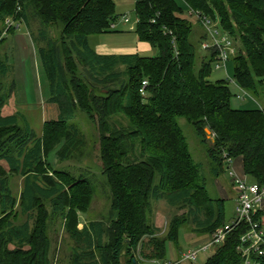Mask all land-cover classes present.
<instances>
[{
  "label": "trees",
  "instance_id": "1",
  "mask_svg": "<svg viewBox=\"0 0 264 264\" xmlns=\"http://www.w3.org/2000/svg\"><path fill=\"white\" fill-rule=\"evenodd\" d=\"M183 1L218 22L235 41L238 39L237 52L230 58L234 80L242 90L258 95L257 87L264 85V0ZM182 11L175 0L137 1L135 33L157 54L105 56L95 52L89 39L111 31L117 16L113 0H0L1 24L7 17L23 21L28 27L30 17L38 20L40 29L34 40L47 41L38 49L51 93L48 102L57 109L56 119L43 122L41 139L20 110L8 118L18 117L20 125L0 124V161H7L10 171L15 172L20 167L19 159L27 155L23 162L30 164L25 167L32 171L31 164L34 168L41 164L40 153L61 141L59 161L74 159L85 146L84 133L74 118L83 115L98 124L99 158L110 192L106 264L163 262L167 244L180 249L181 229L190 226L188 230L197 236H210L234 217L226 223L224 200L213 198L201 181L199 167L176 118H185L206 145L212 176L218 177L224 164L230 168L227 158L241 157L248 181L264 185V107H258V103L251 109L231 106L236 91L231 92L227 79L210 80L216 52L210 48L202 56L197 54L191 41L193 25L175 15ZM48 26H60L58 40L47 38ZM14 29L12 25L7 32ZM3 32L0 28V45ZM198 39L201 45L206 39L204 30ZM12 70L0 49V121L1 109L15 92L13 77L3 82ZM144 80L147 85L142 95L139 90ZM116 115L127 119L124 130L110 123ZM206 128L212 137L207 138ZM32 144L37 146V157L27 154ZM55 173L60 181H66L68 189L61 192V185L54 183L58 195L46 197L51 215L46 211L47 200L40 202L39 193L31 195L28 208L19 204L23 213L30 211L31 228L13 225L18 217L14 211L16 200L8 181L0 176V264H48L50 238L46 227L50 218L61 216L66 231L80 238L74 228L77 213L84 211V201L94 187L85 175ZM31 180L32 177L25 179L24 187L37 190ZM153 199H163L176 207L189 205L190 211L184 217L174 216L167 231L159 236L152 221ZM257 220L264 225L262 214ZM246 229L242 225L228 232L204 264H243L237 246ZM21 244L27 248L22 249ZM9 245L14 247L10 249ZM76 261L75 256L73 262Z\"/></svg>",
  "mask_w": 264,
  "mask_h": 264
},
{
  "label": "rangeland",
  "instance_id": "2",
  "mask_svg": "<svg viewBox=\"0 0 264 264\" xmlns=\"http://www.w3.org/2000/svg\"><path fill=\"white\" fill-rule=\"evenodd\" d=\"M175 1L182 6L183 10L186 9L187 6H184L182 0ZM121 12L123 11L117 8L116 13L122 14ZM130 18L132 19V22H135V13H132V11ZM216 19L219 21L218 16H216ZM7 20L9 21L7 22ZM29 22L30 27L24 24L23 21H14L12 17H7L2 24L0 23V28L4 30V41L0 45L1 54L2 56H4V54L7 56L8 65L13 69L12 73L10 72L11 74H8L4 78L3 82L5 84L8 83L12 77L16 76L15 72L17 73L18 71L20 76L19 79H17V88L21 93L19 100L22 101H19L21 102L19 104L17 98L14 99V96L10 98L8 103L1 109L2 120L0 121V124L1 126H10L14 123L20 125L21 120H19L18 117L8 119L20 110L28 118L30 126L36 132L37 137L41 139L43 136V122L56 119L57 109L54 104L48 102L51 93L38 49L39 46L44 47L47 41L45 39L38 40L37 42L34 40V37L37 38L38 36L40 25L38 20L32 17L29 18ZM12 25H15V29L7 32L8 27H11ZM60 29V26L46 27L47 38L50 40H58ZM200 33L201 27L193 25L191 41L197 47V54L202 56L204 55V51L202 50L198 39ZM26 34H28V36H26ZM136 38L137 37L134 33L125 35L107 33L100 36H92L89 41L93 46L99 41L100 44L108 47L109 51H112L113 54H117L133 51L138 42ZM236 41V45L238 46V39ZM120 48H123L124 50L122 52L115 50ZM137 52L140 56L149 57L157 54V50L154 48L144 52ZM198 64L199 63H197V65ZM120 69H124V66H121ZM215 77L226 78L231 92L235 93V90L237 91L238 86L234 80V64L232 59L228 60L225 66L220 65V69L218 70L212 68L210 79H214ZM257 89L258 95L246 91V96H244V92H240V98L233 96L231 100L233 106L241 107L242 109H251L257 108L256 103H258V107H264V85L257 87ZM48 96L49 98L47 99ZM74 121L78 124L85 136V146L82 149V154H78L77 157L71 160L59 161L57 151L63 144V141H61L58 145L54 146L53 149H49L46 153L43 151L40 153L41 164L37 168H34L31 164L32 171L25 167V165L28 166L30 164H25L23 162L27 155H25V158L22 156L19 159L20 167L18 168V171L15 172L10 171V165L7 161L1 160L0 176H3V178L8 181L12 196L16 200L14 211L18 212V217L13 225L16 227L27 225L28 228H31L33 218L29 216L30 211L23 213L22 208L19 206L21 202L23 203V206L28 208L31 204L29 201L31 195L34 192L39 193L41 198L40 202L43 201L45 203V200H47L45 203L47 208L46 211L48 212V215H51V209L48 205L50 202L47 198L57 196L58 194H56V191L58 192V189L61 190V192L68 189L66 181H60L55 173L56 171H68L72 176H87L92 182L94 191H92V194L90 193L84 201L86 204L84 211L77 213V223L74 228L80 232V238L72 237L66 231L65 222L61 216H59V218L55 217L54 219L48 217L50 218L47 220L46 227V232L50 238L48 264H106V248L109 243L106 230L110 224V192L105 177L102 175L103 166L99 158L100 129L98 124L87 120L83 115L75 117ZM176 121L182 135L187 141L190 154L199 167L201 181L204 182L209 194L213 198H222L224 200V218L226 223L230 222L234 215L236 191L234 190V186L230 184L231 181L228 173L229 168L224 164L223 170L219 176H212L210 173L209 158L206 153V145L199 141L192 125L187 122L185 118L178 117L176 118ZM110 123L114 124L116 128L118 127L123 130L128 126L127 119L122 115L111 117ZM209 135L210 134L206 135L207 138L210 137ZM36 147L35 144H32L29 147V152L27 154L33 155L34 153V156L37 157L39 153H36ZM135 149L138 150L137 147H135ZM135 152L137 153V151ZM130 158L132 157L130 156ZM232 165L234 166L235 163L233 162ZM28 177H32L31 181H33L35 185L37 184L39 187L36 186L37 190L32 189V187L29 186L26 188L24 187L25 179ZM45 182L48 185H46ZM56 182L61 185L58 189L54 186V183ZM50 184L53 187H50ZM151 207L152 221L159 229V236H162L167 231L168 223L174 216L184 217L190 211L189 205L176 207L163 199H153ZM34 214L35 212L33 211L32 215ZM188 228L191 227L189 226ZM188 228L184 230L181 229L179 232L178 245L183 252L201 244L204 240L203 238H209L208 235L197 236L195 233L188 230ZM195 237H201V239ZM8 247L12 249L14 245H9ZM20 247L22 249L27 248L24 244H21ZM214 251L215 248L211 247L206 251L199 252L196 261L183 260L180 264H204L206 259L210 257ZM75 256L77 257V261L73 262ZM181 258L182 255L178 253L176 246L173 244H167L166 259L163 263L166 262L173 264V262ZM144 264L158 263H150L149 260H146ZM159 264H162V262Z\"/></svg>",
  "mask_w": 264,
  "mask_h": 264
},
{
  "label": "built area",
  "instance_id": "3",
  "mask_svg": "<svg viewBox=\"0 0 264 264\" xmlns=\"http://www.w3.org/2000/svg\"><path fill=\"white\" fill-rule=\"evenodd\" d=\"M187 16L194 17L206 32V39L201 42L202 50L206 51L212 48L216 52L213 69L218 70L220 69V65L225 66L227 61L236 54L237 42L218 26V22L211 21L201 12L188 7ZM146 85L147 82L144 80L139 90L142 95H145L144 87ZM240 92H244V96H246V91L238 86L236 91L237 98H240ZM209 136L212 137L213 135L210 133ZM226 162L230 165L232 160L227 158ZM231 176L233 177L232 184L236 191L232 221L217 228L201 244L190 248L186 252H182V258L179 261L173 262V264H177L183 260L196 261L199 252L206 251L211 247L215 248L217 245L223 243L228 232L242 225H245L247 229L240 236L237 251L243 258V264H261V259L264 258V225L257 218L259 214L264 216V185L261 186L248 181L246 178L239 177L234 171L231 172ZM162 264L169 263L164 262Z\"/></svg>",
  "mask_w": 264,
  "mask_h": 264
},
{
  "label": "crops",
  "instance_id": "4",
  "mask_svg": "<svg viewBox=\"0 0 264 264\" xmlns=\"http://www.w3.org/2000/svg\"><path fill=\"white\" fill-rule=\"evenodd\" d=\"M137 1H139V0H113V3L115 5V13H116L117 8L119 10H122L123 12H121L122 14H117L116 13L117 16L112 21L111 26H110L111 31L108 32V33H116V34H120V35L134 33L135 36L137 37L136 33L134 32L135 31V22H137V19L135 20V22L134 21L132 22V19L130 18L131 17V11H132V13L134 12V5H135V3ZM183 3H184V6L185 7L187 6L186 9L183 10L182 12H176L175 15L177 17H179V18H182V19H185V20L189 21L192 25L200 26L201 27V30H204V28L201 26V24L198 21H196L194 17L187 16V8L189 6L186 5V3L184 1H183ZM130 9H131V11H130ZM135 18H136V16H135ZM103 34H107V33H103ZM103 34H100V35H103ZM26 36H28V34H26ZM136 39L138 40V42L136 44V47H135V49H133V51H131L129 53H117V54H113L112 51H109L108 47L100 44L99 41L96 44H94V46L93 45H91V46H93V49L95 50V52L97 54L105 55V56H108V55H126V54H138L139 55V53L137 51L144 52V51L149 50V49L152 48L149 43H147L145 41H140L138 39V37ZM15 45H16V43H15ZM115 50L122 52L124 49L123 48H120V49H115ZM203 51H205V50H203ZM15 75L16 76L13 77L14 78V82H15V92H14V95L13 96H14V99L17 98V102L20 104L22 102L21 100H19L21 93H20L19 89L17 88V84H18V80L17 79H19V76H20L19 75V72L18 71H17V73L15 72ZM217 79H221V78L215 77L214 79H210V80H217ZM48 98H49V96L47 97V99ZM231 100H232V98H231ZM19 101H21V102H19ZM231 106L233 108H241V107H235V106H233L232 101H231ZM238 161H239V163H238ZM233 162L235 163L234 166L232 165ZM233 171H234V173L237 176L243 177V178H246L247 180H249L247 178V176L243 172V163H242V158L241 157H238L236 159H233L232 162H231L230 168L228 169V173H229L230 181H231L230 184L232 186H233V184H232L233 177L231 176V172H233ZM195 238L201 239V237H195ZM203 239H204L203 241L206 240L205 238H203ZM182 252L183 251H181V249L178 250V253L179 254H181ZM145 261L146 260H142L140 264H144ZM149 262L150 263H158V264L160 263V261H156V260H153V261L152 260H149Z\"/></svg>",
  "mask_w": 264,
  "mask_h": 264
},
{
  "label": "water",
  "instance_id": "5",
  "mask_svg": "<svg viewBox=\"0 0 264 264\" xmlns=\"http://www.w3.org/2000/svg\"><path fill=\"white\" fill-rule=\"evenodd\" d=\"M206 134H210V131L208 128L205 129Z\"/></svg>",
  "mask_w": 264,
  "mask_h": 264
}]
</instances>
